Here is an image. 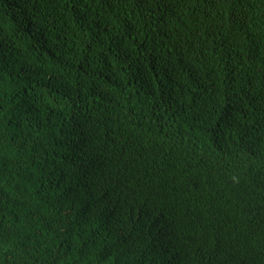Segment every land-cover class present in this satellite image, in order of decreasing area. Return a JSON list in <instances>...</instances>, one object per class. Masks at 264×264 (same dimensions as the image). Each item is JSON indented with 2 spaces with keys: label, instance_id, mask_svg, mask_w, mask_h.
I'll use <instances>...</instances> for the list:
<instances>
[{
  "label": "trees",
  "instance_id": "trees-1",
  "mask_svg": "<svg viewBox=\"0 0 264 264\" xmlns=\"http://www.w3.org/2000/svg\"><path fill=\"white\" fill-rule=\"evenodd\" d=\"M0 264H264V0H0Z\"/></svg>",
  "mask_w": 264,
  "mask_h": 264
}]
</instances>
